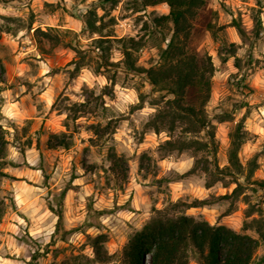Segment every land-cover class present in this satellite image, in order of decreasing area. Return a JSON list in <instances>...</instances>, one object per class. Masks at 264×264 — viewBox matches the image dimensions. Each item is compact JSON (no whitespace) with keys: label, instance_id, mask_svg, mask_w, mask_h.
Instances as JSON below:
<instances>
[{"label":"rangeland","instance_id":"obj_1","mask_svg":"<svg viewBox=\"0 0 264 264\" xmlns=\"http://www.w3.org/2000/svg\"><path fill=\"white\" fill-rule=\"evenodd\" d=\"M91 2L0 0L3 87L9 81L24 84L26 114L39 117H22L18 122L6 118L1 92V123L9 131L8 158L19 166L6 169L16 179L0 182V199L6 205L0 224L14 221L17 197L28 215H23L11 245L0 249V264H30L34 251L39 252L38 264H75L74 255L93 256L86 234L99 232L107 235L108 249L116 252L130 233L143 226L153 208L165 207L170 199L190 202L233 188L220 181L206 187L208 177L202 170L182 176L193 166L196 156L192 151L158 155L159 144L176 137L179 130L156 133L148 128L161 105L155 103L159 95L143 74L122 68L118 40L122 37L143 39L136 53L139 66L156 62L169 29L154 26L152 19L167 14L169 7L164 3L144 6L142 0H117L115 7L111 2L97 7L102 34L115 38L110 42L109 60L119 64L107 65L98 73L99 51L90 38L98 34L85 31L81 19ZM209 8L213 11H205L196 20L192 46L210 54L216 66L206 110L216 128L218 149L215 157L205 152L197 157L225 166L230 132L244 118L246 140L240 158L245 163L256 154L259 167L254 178L264 179V0H209ZM234 19L245 29L244 36L232 25ZM209 22L211 30L206 29ZM37 28L49 30L51 37L36 33ZM76 47L85 56L78 71L72 63ZM108 78H114V83ZM78 102L85 104L74 119L73 105ZM220 116L227 120L220 122ZM50 132H66L70 147L49 149ZM111 152L126 159V179L110 171ZM66 186L73 187L60 205L59 194ZM247 193L252 202L264 198L261 189H247ZM49 204L63 209V223L56 233L57 216ZM229 205V200H221L189 208L186 213L242 232L247 205L240 199L226 214ZM247 232L257 236L252 230ZM257 253H264V247ZM189 264H198L194 256Z\"/></svg>","mask_w":264,"mask_h":264},{"label":"trees","instance_id":"obj_2","mask_svg":"<svg viewBox=\"0 0 264 264\" xmlns=\"http://www.w3.org/2000/svg\"><path fill=\"white\" fill-rule=\"evenodd\" d=\"M106 2H111L113 7L117 4V0H92V7L81 14L84 30L89 34H98V37L90 36L91 44L99 51V64L96 68L98 73L107 65H119L109 60L110 42L115 38H111L113 34H102L103 26L98 23L100 16L97 7H102ZM142 3L144 6L164 3L169 7L167 14L152 19L154 26H167L169 29L164 45L159 48L156 62L147 67L138 65L136 53L143 45L142 38L122 37L118 40L121 42L123 55L122 68L128 72L143 74L159 95V100L155 103L161 105L148 122V128L156 133L163 130L173 133L179 130L176 137H170L159 144L157 153L163 158L174 152L192 151L196 156L193 166L182 176L202 170L208 177L206 187L220 181L226 187L233 185V188L225 194H210L206 198H197L190 202L170 199L165 207L153 208L152 215L143 226L130 233L122 248L116 252L108 249V237L105 233L86 234L93 256L78 254L72 258L75 264H189L192 256L198 264H264V253H257L260 247H264V198L259 202H252L250 194L247 193V189H261L264 192V179L254 178L259 167L256 154L245 163L240 158V150L246 140L244 118L230 132L225 166L220 167L215 160H209L205 156L197 157L200 152L215 157L218 149L216 128L206 110L211 98L216 66L210 54L192 46L196 20L205 11H213L209 8V0H142ZM232 25L241 36L246 34L245 29L235 19ZM212 27V22L206 24V29L211 30ZM36 33L51 37L49 30L37 28ZM60 41L57 38L56 43ZM75 50L76 57L72 63L78 71L84 64L85 56L82 49L76 47ZM108 79L114 83V78ZM3 82L0 76V101ZM84 104L78 102L73 105L74 119ZM139 107L141 104L137 105ZM225 120V116L219 117L220 122ZM8 133L1 123L0 108V182L3 178L16 179L6 169L19 166L8 158ZM65 137L66 132H50L47 147L69 148L70 142ZM109 159L110 171L119 179H126L129 171L126 159L117 152H111ZM72 187L66 186L61 190L60 205ZM240 199L247 205L242 232L226 224H212L203 217L186 213L189 208L210 206L221 200H229L230 205L225 213L230 214ZM49 209L57 216L56 233L63 223V209L61 206L55 208L51 204ZM5 211L6 205L0 199V221ZM248 230L254 231L257 236L249 234ZM38 257L39 252L34 251L30 264H38Z\"/></svg>","mask_w":264,"mask_h":264},{"label":"crops","instance_id":"obj_3","mask_svg":"<svg viewBox=\"0 0 264 264\" xmlns=\"http://www.w3.org/2000/svg\"><path fill=\"white\" fill-rule=\"evenodd\" d=\"M9 74V73H8ZM24 84L18 86L12 84L11 81L8 82V85L2 90V97L5 98L4 105L2 107L3 115L9 119H15L17 122L22 117L24 118H39L38 116L27 115V105L26 99L28 94L26 93ZM17 209L14 210L12 219L14 221H8L6 224H0V249L8 243L12 242L14 238L13 233H16L20 229L21 222L24 220L23 215H28L26 212V206L23 204V200L19 197L16 198ZM197 208V207H194ZM135 214V212H132ZM16 238V237H15ZM11 245V244H10Z\"/></svg>","mask_w":264,"mask_h":264},{"label":"built area","instance_id":"obj_4","mask_svg":"<svg viewBox=\"0 0 264 264\" xmlns=\"http://www.w3.org/2000/svg\"><path fill=\"white\" fill-rule=\"evenodd\" d=\"M24 48H25V46H24Z\"/></svg>","mask_w":264,"mask_h":264}]
</instances>
